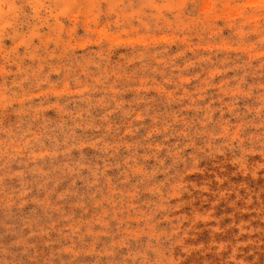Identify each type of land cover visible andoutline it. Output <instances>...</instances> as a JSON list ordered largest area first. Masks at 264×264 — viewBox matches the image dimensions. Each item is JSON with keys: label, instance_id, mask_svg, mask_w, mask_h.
I'll list each match as a JSON object with an SVG mask.
<instances>
[{"label": "rangeland", "instance_id": "rangeland-1", "mask_svg": "<svg viewBox=\"0 0 264 264\" xmlns=\"http://www.w3.org/2000/svg\"><path fill=\"white\" fill-rule=\"evenodd\" d=\"M0 264H264V0H0Z\"/></svg>", "mask_w": 264, "mask_h": 264}]
</instances>
